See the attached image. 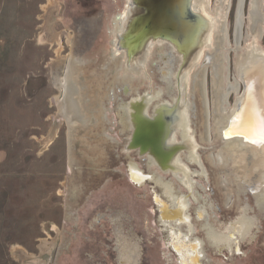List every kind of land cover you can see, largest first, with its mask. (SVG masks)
<instances>
[{
	"label": "rangeland",
	"instance_id": "obj_1",
	"mask_svg": "<svg viewBox=\"0 0 264 264\" xmlns=\"http://www.w3.org/2000/svg\"><path fill=\"white\" fill-rule=\"evenodd\" d=\"M122 2L0 0V264H180L159 221L155 199L163 196L152 180L158 177L168 182L169 174L153 171V166L147 171L144 157L136 159L134 150L124 151L129 136L120 132L116 106L152 90L162 92L164 85L158 84L157 76L148 72L151 80L130 81V93L112 87L102 106L106 122L88 134H79L84 145L72 154L69 125L59 110L63 93L58 80L69 63L80 69L82 86L87 89V85L95 86L96 75L102 76L107 67L112 71L109 77L127 76L120 71L121 59L111 61L115 17L123 15ZM249 2L242 3L237 49L234 38L240 0H230L222 21L226 33L224 50L219 51L226 52L224 76L230 85L239 83L236 55L246 51V40H252L248 37ZM215 4L216 0H207V10L213 11ZM260 10L264 13V0H260ZM256 43L264 50V30ZM201 69H205L207 132L202 140V106L197 94L192 99L188 130L204 173L201 179L199 174L191 177L195 198L171 183L174 194L186 196L192 236L198 239L204 237L200 224L205 220L223 230L242 208L255 219L237 250L218 253L205 244L201 264H264V212L254 196L232 182L230 167L219 161L223 141L214 137L211 67L206 64ZM195 72L194 66L189 73L193 76ZM79 90L83 97L97 95ZM235 98L234 92L229 93L227 109L234 106ZM165 100L163 96L160 102ZM85 148L92 150L87 155L89 163L81 159ZM129 163L151 180L133 182ZM188 168L190 173L199 172L196 165L188 164ZM199 203L207 204L202 219L193 211ZM248 224L238 222L236 228L242 231ZM224 238L228 239L227 234ZM188 264H196L195 254Z\"/></svg>",
	"mask_w": 264,
	"mask_h": 264
},
{
	"label": "water",
	"instance_id": "obj_2",
	"mask_svg": "<svg viewBox=\"0 0 264 264\" xmlns=\"http://www.w3.org/2000/svg\"><path fill=\"white\" fill-rule=\"evenodd\" d=\"M120 9L125 20L118 21V15L115 17V52L125 51L120 71L126 75L143 71L142 62L148 54L149 45L164 41L167 52L159 53L155 58L158 84L164 85L165 96L168 90L176 88L170 103H158V90L133 96L130 103H116L119 118L125 114L126 129L131 130V133L125 131L120 123V132L124 135L130 133L123 149L126 152L134 150L136 159L144 157L147 171L149 165H153V171L169 174V183L190 189L189 176L199 174L201 179L202 171L196 161L197 146L189 144L191 138L185 119V88L189 66L195 65L200 50L208 46V37L212 34L214 24L202 14L199 0H123ZM240 26L235 24L236 49ZM247 84L249 81L244 78L238 83L239 96L235 98L233 115L244 104ZM233 117L228 119L229 125L224 133L229 131ZM243 137L237 134L229 139L241 140ZM243 142L257 149L264 145ZM81 145L84 144L72 146L70 154L81 148ZM91 151L85 148V156L81 155L82 161L89 163L87 155ZM182 151L185 152V162L196 165L199 172L186 175L183 164L175 161L176 153ZM145 180H151V177L142 175L140 181ZM247 191L256 199V190ZM168 246L172 248L169 241Z\"/></svg>",
	"mask_w": 264,
	"mask_h": 264
},
{
	"label": "flooded vegetation",
	"instance_id": "obj_3",
	"mask_svg": "<svg viewBox=\"0 0 264 264\" xmlns=\"http://www.w3.org/2000/svg\"><path fill=\"white\" fill-rule=\"evenodd\" d=\"M199 3H201V4H199V7L202 11L203 10L205 11V8L207 10V0H199ZM229 4H230V0H216L214 10L213 11L208 10V16L210 18L214 19V21L218 20V22H219V24L215 26L214 33L212 34L210 41H209V45H208V47L210 48L208 52L212 57V61L210 63L211 77H212V90H211V92H212V105H213V110H214V114H215L214 118H217V119L219 118L218 119L219 121L224 118V111L223 110L226 106L227 96L231 92L235 93V91L233 90L235 87V84L229 85L228 83H226V78L224 76V73L227 72L226 52L222 53L220 51L217 52L214 50V48H216V46L220 47L219 50L220 49L224 50L223 42L225 39L226 31H225L224 22H222V21H224L226 18V14L228 11ZM238 7H239V5H238ZM237 13L239 14V11H237ZM248 18H249L248 24L250 25V26L248 25V29H249L248 37L252 40H248V41L246 40L248 47L246 46V51H244L243 54L246 56V55H250V53H253V52L264 53V52H262L263 51L262 49L261 50L259 49V46H257V43H256L258 37H261V34H260L261 28L260 27L263 26L262 28H264V24H263L264 23V13H262L260 10V0H250L249 8H248ZM257 22L261 25L259 26ZM253 28H254V30H253ZM250 30H252V31H250ZM258 35H260V36H258ZM236 36H237V32H236ZM250 46H252L253 49ZM253 50H255V51H253ZM247 51H249V52H247ZM165 52H167V48L164 44H162V43L153 44L150 46V49L148 51V57L146 58V60H143V62H142L143 71L135 72L133 75H127L123 78L116 79V78H113V76H110V77L108 76L111 69H109L107 67V68L103 69L102 76L96 75L97 79L94 81V85H95L94 87H93V85H87L89 87V89L84 88V86H82V83H83L81 81L82 77L79 76L80 74H78V73H81L80 69L74 68L76 66V64L75 63H69L68 64V66L65 70V74H64V76L66 75V84H64V88H61V91L63 93V99L61 100V106H60L61 109H59V110H60V113L64 117H66L67 122H68L67 124L69 125V129H70L69 136H68L69 137V144H70L69 150H71L72 146L75 147L76 145L78 146L81 143L84 144L83 140L78 138L79 134H88L93 129H95L97 127H102L103 122H106L105 117L102 116V110H103L102 106L104 105L105 100L107 101V95H108L107 92H108L109 87H114L115 85H119L123 88H126L127 92H129V93L132 92V90L130 89V85H129L130 81L134 80V81L140 82V83H144L145 81H149V80H151V76H150V73H148V72H152L153 75L157 76V70L154 68L155 58H156L157 54L165 53ZM111 55H113L112 60H111V61H113L114 58L116 57L115 50L112 52ZM243 56H242V54L236 55L235 63H237V64L240 63V64L235 67V72H236V70H238L240 68L241 63L244 60ZM123 58H124L123 55L120 56V59L122 60L121 62H123ZM195 68H196V72L194 73L193 76L189 73L190 70L188 71V76H190V80L188 77L187 83H186V88H185V119H187L186 125L189 128L191 110L193 108L192 99L194 98V95L197 94L201 98L200 103L202 106V108H201L202 109V113H201L202 114V123H203L202 127L204 130V133L202 132L200 134V138L203 140V138L205 137L206 132H207V127H206V120H207V110L206 109H207V106H205L207 99H206V93H205V89H204L205 69H201L202 67H200V66L199 67L197 66ZM70 69L73 71H71ZM199 69H201V71ZM74 76H75V78H74ZM218 77H220V78H218ZM220 79L222 82L219 81ZM217 80H218V82H217ZM230 86L233 87V89ZM215 87H216V89H215ZM79 89H82L84 91L87 90L86 92H88L90 90V91H93L97 95L95 98L94 97L90 98L88 96L83 97L80 95ZM152 91H154V90H152ZM135 93L137 94L138 92L135 91ZM167 93H169V95L165 96L163 94V91L158 92V103L160 102V99L163 98V96L166 98V100L163 101V103L168 101V99H171L173 94H174L173 89H171V91H169ZM71 94H72L73 98L70 96ZM91 94H93V93H91ZM238 94H239V92L236 95H238ZM137 96H139V95H137ZM219 96H222V98ZM214 100H215V102H214ZM170 102L171 101H168V103H170ZM122 115H125V114H122ZM77 118H78V120H77ZM70 122H72V123H70ZM75 123H78V124L76 125ZM188 128H187V131H188V134L191 138V140H190L191 143L189 142V144L195 145L194 144L195 142H194L193 138L191 137L192 133L189 132ZM178 157L179 158L178 159L176 158L175 161L183 164V166L186 170V175L190 174V172H188L189 171L188 170L189 169L188 164L185 162V154H183V156L180 154V155H178ZM196 161H197V157H196ZM197 163H198V161H197ZM131 166H132V164H131ZM151 166H153V165H150V167ZM200 168H201V166H200ZM203 173L204 172L202 170V174ZM141 174H142V172H141ZM142 175L139 174L137 176V179H136L137 182H141L140 180L142 178ZM191 177L192 176H189L190 180H192ZM156 178H158V177H156ZM161 181H162L161 178H160L159 184L154 181V184L159 187L161 195L163 196V197H159V198L155 199L156 209L158 210L159 221L163 224V226L165 227V229L167 231L169 244L172 247L171 249L176 253L180 264H188L190 258L192 256H194V254L196 257V263L201 264L199 262V260L202 258V254H203V250H204L203 247L205 244L207 246H209L210 248H212L214 251L216 250L214 247L211 246V241L209 240L208 233L205 229L206 224H207L206 220L200 224V228L203 231L204 237L202 239H198L196 237H193L190 218H189V215L187 214V211H186V207H187V203L185 202L186 196H183V195H180V196L177 195L176 196L174 194V188H173L172 184L168 183V182H163V181L161 182ZM187 192L189 194L193 193L192 194L193 198L196 197L194 195L195 192L192 190V182H191V188L187 189ZM206 209H207L206 203H201V204L199 203L197 208H195L193 210V211H195L196 218L202 219L203 215L206 212ZM190 244H194V248L191 247Z\"/></svg>",
	"mask_w": 264,
	"mask_h": 264
},
{
	"label": "bare ground",
	"instance_id": "obj_4",
	"mask_svg": "<svg viewBox=\"0 0 264 264\" xmlns=\"http://www.w3.org/2000/svg\"><path fill=\"white\" fill-rule=\"evenodd\" d=\"M229 2V1H228ZM242 3L243 0H240V4H239V14L237 15V19H236V23L241 25L242 23V12H241V8H242ZM201 4V3H199ZM202 11V10H201ZM202 14L205 15L207 18H209L211 20V22H213V30H212V34L214 33L215 30V26L219 24L218 20L214 21V19L210 18L208 16V10L202 11ZM261 15V14H260ZM124 16H120L118 21H125ZM249 19V18H248ZM258 23V22H257ZM115 24V23H114ZM264 24V23H263ZM262 24V25H263ZM259 25V23H258ZM250 26V25H249ZM252 27V26H251ZM255 27V26H254ZM258 28V27H257ZM261 30L260 32H262V30H264V28L260 27ZM251 29V28H250ZM254 30V28H253ZM252 31V30H250ZM258 32V31H257ZM212 34L208 37V45H209V41L210 38L212 36ZM261 34V33H260ZM240 35V34H239ZM254 36V35H253ZM260 36V35H258ZM254 41V40H253ZM252 41V42H253ZM112 45L115 47V35L114 38L112 40ZM158 43H162L166 46L164 41H160ZM156 43V44H158ZM254 44V43H253ZM149 45V49H150ZM248 47V44H247ZM252 48V46H250ZM208 48V50L210 49L208 46L205 47ZM219 46L216 48H214L215 51H219ZM204 49V48H203ZM203 49L200 50V52L198 53L197 59H196V63L195 65H191L189 67V70H191L194 66H197V63L199 62V66L202 67L206 64H208L210 66V63L212 61V57L209 54L208 50L206 51H202ZM253 49V48H252ZM260 49V48H259ZM149 51V50H148ZM255 51V50H253ZM124 52H118L116 53V57L114 59L119 58L120 56H124ZM216 52V53H217ZM249 52V51H247ZM264 52V50L262 51ZM249 54V53H248ZM244 54H242L243 56ZM201 56V59H200ZM113 57V56H112ZM148 57V54L145 56L144 60H146V58ZM244 60L241 63V66L238 70H236V75L238 77V80H242V78H244L246 81H249V84H247L246 87V96H245V100H244V104L241 108V110L236 113L233 118V121L235 120V124L232 122V124H230L229 127V136L226 139H229L230 136L233 135H243V139L239 140V139H230V140H234L236 142V144L238 145L237 147V155H238V160L237 163L239 165L242 164V159H240L239 157L242 154L248 153L249 154V159H250V166H251V181L252 183H255V185L257 186L256 189V200H257V204L260 203V200L262 199L261 197V183L262 181H264V145L259 147L258 149L255 146L252 145H248L246 143H244L243 141H250V139L253 138L254 134L256 133V131L260 128V126L262 124H264V53H260V52H253L250 53V55H244L243 56ZM199 60V61H198ZM215 60V59H214ZM217 65V64H216ZM215 65V66H216ZM70 66V65H69ZM216 68V67H215ZM71 70V69H70ZM188 70V71H189ZM73 71V70H71ZM190 72V71H189ZM110 73H112V71H110ZM214 73V72H213ZM218 74V73H217ZM214 75V74H213ZM216 75V74H215ZM73 77V76H72ZM75 78V76H74ZM220 78V77H218ZM217 79V78H216ZM59 81V86L61 88H64V84H66V75L63 76L61 79L58 80ZM221 81V79L219 80ZM218 82V80H217ZM222 82V81H221ZM203 84V83H202ZM215 84V83H214ZM218 84V83H217ZM58 85V84H57ZM230 85V84H229ZM119 92H124L127 93L126 88H123L119 85H115L114 86ZM231 87V86H230ZM79 88V87H78ZM112 87H109L108 89V96L107 99L110 98V89ZM233 89V87H231ZM216 89V87H215ZM78 90V89H77ZM235 91V93L237 94V90H238V83H235V87L233 89ZM171 91L168 90V92ZM167 95H169V93H167ZM239 94L236 95V99L238 98ZM217 97V96H216ZM222 98V96H219ZM220 99V98H219ZM218 100V99H217ZM123 100H121L122 102ZM168 101H171V99H169ZM168 101L164 102V103H168ZM64 102V101H63ZM215 102V100H214ZM221 102V101H220ZM223 102V101H222ZM124 103V102H123ZM130 103V100L129 102ZM161 103V102H159ZM163 103V102H162ZM218 104V103H217ZM79 105V104H78ZM61 102L59 103V108L61 109ZM207 106V105H205ZM221 107V106H220ZM218 108V107H217ZM216 108V109H217ZM221 111V110H220ZM66 112V111H65ZM80 113V112H79ZM234 113V111H233ZM67 114V113H66ZM192 114V111H191ZM230 115V114H229ZM228 116V115H227ZM193 117V116H192ZM219 119V118H218ZM187 120V119H186ZM72 123V122H70ZM120 123L122 124V126L124 127V130L127 132L131 133V130H127L126 129V124H125V115H120ZM219 123V122H218ZM221 124V123H220ZM229 125V124H228ZM219 127V126H218ZM188 128V127H187ZM220 128V127H219ZM222 129V128H221ZM70 130V129H69ZM130 133H128V135H130ZM221 135V134H220ZM222 138V137H221ZM228 142V141H227ZM231 142V141H230ZM191 143V141H190ZM235 144V145H236ZM231 146V145H230ZM236 154V153H235ZM234 155V154H233ZM254 155V156H253ZM236 157V156H235ZM176 158L178 159V153H176L175 155V160ZM245 158V157H244ZM180 161V160H179ZM132 163L128 164L127 168H128V175L130 176V179L132 180H136L137 176L141 174V171L136 167L135 164ZM150 166V165H149ZM248 169V168H247ZM246 169V170H247ZM186 172V170H185ZM248 173V172H247ZM249 174V175H250ZM247 175V174H246ZM153 181L157 182L159 184L160 182V178H153ZM162 182V181H161ZM173 197V196H172ZM171 199V198H170ZM173 199V198H172ZM174 200V199H173ZM172 204V203H171ZM247 216V215H246ZM243 220V218H242ZM254 226V224H253ZM253 228V227H252ZM248 235V234H247ZM247 237V236H246ZM238 238V237H237ZM239 240V239H238ZM235 245V244H234ZM233 247V246H232ZM235 247V246H234ZM232 250V249H231ZM189 259V258H188ZM198 264V263H196Z\"/></svg>",
	"mask_w": 264,
	"mask_h": 264
},
{
	"label": "crops",
	"instance_id": "obj_5",
	"mask_svg": "<svg viewBox=\"0 0 264 264\" xmlns=\"http://www.w3.org/2000/svg\"><path fill=\"white\" fill-rule=\"evenodd\" d=\"M206 99H207V97H206ZM226 106H227V104H226ZM226 106L223 110L224 111V118L221 119L220 121L217 118H214V122H213V130H214L215 139H219L220 141H223V144L221 147L222 157L219 156L218 158H219V161L221 164H223V162H224L225 165L230 167V172L232 174V182L237 183L239 189L245 190V191L246 190L254 191L257 189V186L255 185V183L250 182L251 181L250 178L252 175L250 173H251L252 169H251V166L249 165L250 164L249 163L250 162L249 154L245 153L239 157L240 159H242L241 160L242 164L239 165L237 163V160H238V158H237L238 157L237 147H238V145L236 144V142L234 140L226 139L224 136V134H225L224 130L228 127V124H229L228 119H230V117H232L233 111H234V107L227 109ZM263 184H264V181H262L261 187L263 186ZM261 190H262L261 191L262 199L260 200V203H258V205H259V209L261 211H264V188H261ZM242 218H243V220H242ZM244 221H248L249 224L247 227H245L244 230L239 231L236 228V224L238 222H244ZM206 223L207 224H206L205 229L208 233L209 240L211 241V246L216 249L215 251L219 253L221 250L225 249L228 252H232L233 250H237L238 242L240 240H243L244 238H246V236H249V234L252 230L253 224L255 225V219H254V217L248 216L246 208H242L239 216L235 219V221L233 223H231L230 225H227L226 227H224L223 230H219V229L215 228L211 223L208 222V220L206 221ZM225 234H227L228 239L224 238Z\"/></svg>",
	"mask_w": 264,
	"mask_h": 264
},
{
	"label": "snow or ice",
	"instance_id": "obj_6",
	"mask_svg": "<svg viewBox=\"0 0 264 264\" xmlns=\"http://www.w3.org/2000/svg\"><path fill=\"white\" fill-rule=\"evenodd\" d=\"M233 123L235 124V120L233 121ZM225 137L227 138L229 136L228 132H225ZM250 143H261L264 144V124H262L260 126V128L256 131V133L254 134L253 138L250 139L249 141Z\"/></svg>",
	"mask_w": 264,
	"mask_h": 264
}]
</instances>
